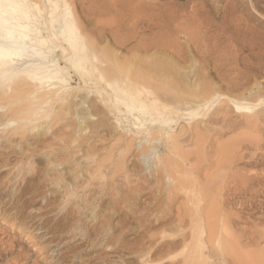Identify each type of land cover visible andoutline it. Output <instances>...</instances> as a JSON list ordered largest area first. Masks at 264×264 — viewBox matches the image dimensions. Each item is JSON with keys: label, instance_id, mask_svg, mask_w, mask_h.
<instances>
[{"label": "rangeland", "instance_id": "1", "mask_svg": "<svg viewBox=\"0 0 264 264\" xmlns=\"http://www.w3.org/2000/svg\"><path fill=\"white\" fill-rule=\"evenodd\" d=\"M67 1L100 64H114L118 77L212 83L225 106L171 124L178 149H158L160 160L176 159L173 179L158 155H126L131 125L106 114L93 93L101 110L80 108L76 92L58 123V107L30 122L5 117L0 264H264V0ZM225 103L223 122L215 110ZM79 114L89 119L70 123Z\"/></svg>", "mask_w": 264, "mask_h": 264}, {"label": "bare ground", "instance_id": "2", "mask_svg": "<svg viewBox=\"0 0 264 264\" xmlns=\"http://www.w3.org/2000/svg\"><path fill=\"white\" fill-rule=\"evenodd\" d=\"M73 15L67 0H0V110H2L0 122L5 117H11L12 120L16 118L29 120L32 115L48 117L53 110L50 108L58 107L57 110L62 115L57 114L54 109L53 112H57L55 115L58 118L52 119V122L58 123L67 114L64 110L69 111L72 107L74 99L78 96H75V93L82 92L80 98L76 100L80 108L92 112V108L98 111L103 107L106 114L118 117L119 124L124 122L127 126L131 125L128 127L132 128L129 130L132 139L127 141L125 138V143L123 142L126 155L134 153L133 157L138 158L143 154L146 158L148 155L155 157L158 155L159 158V147L167 149L178 147V137L181 135L175 137L169 131L173 122L176 124L179 120L191 121L204 117L206 112H209L208 109L224 96H221V91L217 93L220 88H216L212 83H198L196 87L193 83H186L180 87L181 83H174V80L170 81L171 78H169L171 83L166 79L160 81L161 78L159 83L158 80L157 83H151L150 77L141 72L134 75L137 78L141 75V79L135 80L138 82L140 80L141 83L118 77L113 68L114 64L106 63L105 66L100 64L102 61L95 56L96 53L89 45L90 41L80 34L76 17ZM57 51H60V58L55 56ZM153 69L162 71L163 67L155 66ZM72 81L79 84L71 93L68 86ZM92 84L97 90L92 89ZM222 85L228 88L233 86L230 83ZM92 93L100 99L101 108L99 104L93 107L91 99L87 98L92 97ZM185 93L188 95L183 96ZM227 100L237 109L242 108L238 102L232 101L233 99ZM222 104L218 105L222 109L215 106V109L217 108L215 112L221 115V120L225 122L224 119L228 120L230 107L225 103L226 107L228 106V110H225L223 109L225 105ZM43 105H47L51 111H47L48 109L46 112L41 111ZM76 118L81 123L86 122L89 116L79 114L70 123L75 124ZM210 121L207 118V122ZM12 123L13 121L10 125ZM13 129L14 133L16 129ZM21 136L24 137L23 134ZM80 144L82 143L79 142L78 145ZM176 154L179 155L177 152ZM172 161L159 158L158 162L164 166L160 168H165L169 179H173L170 174L171 169L175 167L173 165L176 159L174 164ZM215 209L217 210V207L212 205L207 212L216 211ZM211 224L210 222V226L213 227ZM210 226L208 227L211 230ZM214 231L211 230V234Z\"/></svg>", "mask_w": 264, "mask_h": 264}]
</instances>
